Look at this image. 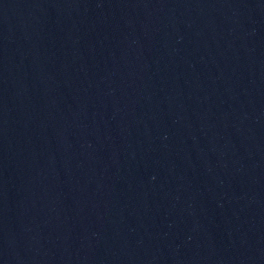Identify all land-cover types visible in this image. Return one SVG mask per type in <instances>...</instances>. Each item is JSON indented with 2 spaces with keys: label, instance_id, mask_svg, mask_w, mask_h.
<instances>
[{
  "label": "water",
  "instance_id": "1",
  "mask_svg": "<svg viewBox=\"0 0 264 264\" xmlns=\"http://www.w3.org/2000/svg\"><path fill=\"white\" fill-rule=\"evenodd\" d=\"M0 264H264V0H0Z\"/></svg>",
  "mask_w": 264,
  "mask_h": 264
}]
</instances>
